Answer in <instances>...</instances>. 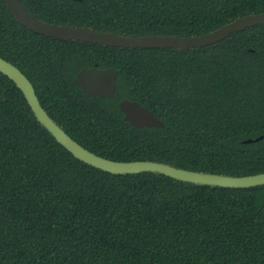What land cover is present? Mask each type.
I'll list each match as a JSON object with an SVG mask.
<instances>
[{"label":"trees","instance_id":"1","mask_svg":"<svg viewBox=\"0 0 264 264\" xmlns=\"http://www.w3.org/2000/svg\"><path fill=\"white\" fill-rule=\"evenodd\" d=\"M19 2L47 24L135 38L201 37L264 14V0ZM0 57L31 81L50 117L100 157L264 173V24L203 48L123 49L40 35L0 0ZM85 68L118 71L112 99L84 96L75 77ZM124 100L164 126L133 127ZM0 264H264V186L96 169L58 144L0 73Z\"/></svg>","mask_w":264,"mask_h":264},{"label":"water","instance_id":"2","mask_svg":"<svg viewBox=\"0 0 264 264\" xmlns=\"http://www.w3.org/2000/svg\"><path fill=\"white\" fill-rule=\"evenodd\" d=\"M4 2L18 22L40 35L60 40L81 41L123 49H178L185 51L203 48L217 44L234 33L258 24H264V14H257L239 18L201 37L143 36L135 38L114 33H100L86 27L74 28L47 24L29 14L19 0H4ZM0 73L15 83L17 88L23 93L38 122L53 136L56 142L63 146L74 158L96 169L113 175L156 173L184 183L209 187L250 189L264 186V173L233 177L184 170L165 163L151 161L116 162L100 157L73 140L50 117L41 105L31 81L16 66L1 57ZM117 78L118 71L111 68L105 70L85 68L76 75L75 82L86 97L112 99L116 92ZM119 107L121 112L124 113V119L133 127L161 128L164 126L152 112L137 102L124 100L119 104ZM250 142L252 141H247V143Z\"/></svg>","mask_w":264,"mask_h":264}]
</instances>
